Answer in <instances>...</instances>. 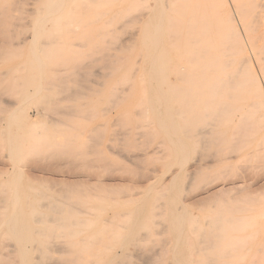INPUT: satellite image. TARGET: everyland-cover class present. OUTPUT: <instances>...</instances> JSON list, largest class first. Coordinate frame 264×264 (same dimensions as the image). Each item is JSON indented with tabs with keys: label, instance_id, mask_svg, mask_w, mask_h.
Here are the masks:
<instances>
[{
	"label": "rangeland",
	"instance_id": "rangeland-1",
	"mask_svg": "<svg viewBox=\"0 0 264 264\" xmlns=\"http://www.w3.org/2000/svg\"><path fill=\"white\" fill-rule=\"evenodd\" d=\"M35 1L33 6L32 0H0V247H4L5 243L7 246L20 243L28 257H33L29 259L31 262L38 255L31 249L40 247L49 251L48 254L56 261L57 252L60 251L58 246L61 248L64 244L66 247L69 239L62 232L60 234L61 230H56L55 234L48 232L45 238L44 235H34L29 215L36 209L53 215V211L59 208L64 207L61 211L67 212L76 206L73 212L81 209L87 212L88 209V213L94 215L91 217L93 224H89L84 234L79 235L81 239L95 234L102 227L101 220L108 219L111 223L113 220V223L119 221L116 225H108L110 231L106 234L109 248L106 253L110 256L118 254L114 262L264 263V103L256 94L255 98L251 97L255 93V82L251 81H256V85L261 83L264 88V78L230 0H227L226 8H221L215 0H205V6L201 3L204 10L201 5L198 10L195 7L193 11L191 8L185 9L193 15L197 11L202 12L199 11L201 9L206 15L200 22L201 29L197 27V36L200 43L205 44L206 52L218 53L220 50L219 37H225L216 33L227 19L236 22L245 49L241 51L243 54L240 52L223 58L227 63L231 60L228 63L231 65L225 63L223 70L212 69L215 75H208L213 73L211 70L205 72L204 78H208L207 82L211 79V84L222 78L240 85L232 91L229 88L232 83L227 82L220 91L216 90L217 103L206 111L208 117L204 114L194 126H191L188 114L178 113L180 108L172 99L165 106L161 94L167 93L165 97L170 95V99L171 82L177 78L172 67L178 52L172 45L173 34L169 28H172L171 16L176 14L174 7L178 9L179 3L174 7L172 4L170 9L172 0H59L65 4L71 2L64 4L65 7L60 5V10L58 8L56 12L52 10V5L58 0ZM209 1L213 2L212 6ZM62 7L68 8L64 10ZM150 13L152 17L146 19ZM160 19H165L163 25L166 33H163L161 45L155 51L150 45L152 38L149 39L154 29L151 25H156ZM201 33L207 36H201ZM229 39L223 46L232 47L234 53L236 44L231 37ZM142 56H145V60ZM153 58L159 66V80L162 81L157 84L159 88L155 82L151 85L148 81ZM244 59L249 60L248 63ZM253 76L254 79L251 78ZM245 81H250L251 85ZM242 85H246L244 89L250 88V91L243 90ZM143 88L149 89L145 92ZM146 93L148 97L151 95L150 101ZM155 94H161L162 99ZM229 96L232 99L229 100ZM219 101L223 103H219L223 110L219 108ZM168 106L178 115L169 112ZM156 108H159L158 112ZM156 120L161 121L157 122L161 127L157 128ZM170 124L177 125L175 133L171 134V130H168ZM160 128H167V131ZM205 129L210 133H206ZM15 196H20L15 210L20 215L17 222L8 220L14 211ZM7 197H10L9 200ZM56 199H59V203ZM66 199L71 202L76 200V203L70 207L72 203ZM64 200V203L71 205L62 204ZM54 202L58 209L57 206L53 208ZM140 208L144 213L139 212ZM132 211L134 216L139 213L143 217H134ZM160 212H164L165 216ZM166 213L170 214V219ZM216 213L222 215V228L216 236L205 241L203 236L209 232L205 226L207 218ZM115 214L120 216V220L113 217ZM231 214L232 218L228 220ZM225 221L232 222V227L235 225L240 229L237 232L225 231ZM13 222L23 228L24 242L17 241L11 235L16 225ZM133 222L139 226L132 227ZM3 223L9 224L5 226ZM46 226L42 228L46 230ZM123 226L125 230H122ZM118 234L120 239L116 237ZM48 242L49 246L52 244L50 249L46 248ZM191 244L195 246L194 251L190 250ZM201 247L209 249L197 253ZM32 252L35 255L32 256ZM239 253L244 256L241 257ZM50 261L52 263V257Z\"/></svg>",
	"mask_w": 264,
	"mask_h": 264
},
{
	"label": "bare ground",
	"instance_id": "bare-ground-1",
	"mask_svg": "<svg viewBox=\"0 0 264 264\" xmlns=\"http://www.w3.org/2000/svg\"><path fill=\"white\" fill-rule=\"evenodd\" d=\"M65 1V0H64ZM67 1V0H66ZM85 2H86V0H84ZM146 1V0H145ZM154 1H156V0H154ZM173 2L171 3V7L169 6V8L171 9L172 8V4H173V7L174 6H178L177 5V3H179V7H178V9H176L177 7H174L175 9H174V11L173 12H175L176 14H174L173 16H171V19H170V22H171V26H172V28H169L170 29V31H171V33L173 34V39H172V36H171V41H172V45L173 46H175L176 48H177V52H178V54H177V58L175 59V56H174V59H175V61H174V64H173V67L172 68H174V71L177 73V78L176 79H172L171 81V87H170V89H171V94H172V97L170 98V99H168L169 98V96H168V98H167V96L165 97V95L167 94V93H165V94H163L162 92H161V94L164 96L163 97V100H164V102L166 103V105L165 106H167V104L169 103V100H171L172 99V101H174L175 103H176V105H178L179 106V108H180V110L178 111V113H181V114H183V115H185V114H188V117L190 118L189 120L191 121V126L193 125H195L196 123V121L198 122V120L200 119V117H202L204 114H206L205 116H207V113H206V111H208L211 107V105H215L216 103H217V101H216V99H215V93H216V90H218V91H220V89H222V87L223 86H225V85H227V82H228V80L226 81V80H223L222 78L221 79H216L214 82H212V84L210 83L211 82V79H210V82H207L208 81V78L205 80V75H206V71H208V70H211L212 71V69H224L225 68V66L223 67V65L225 64V63H227V62H224V59L223 58H225L226 56L227 57H229L230 55H234L235 56V53L236 54H238V53H240L244 48V40H243V38H242V35L240 34V32H239V30H238V28H237V25H236V22L235 21H233V20H228L227 19V22L225 23V25L222 27V28H219L217 31V33L216 34H219V35H223L224 37H225V39H222V37H219L220 38V40H221V45L219 46L220 47V50H218V53L216 52V53H208V52H206L205 51V44L203 43V42H201L200 43V40H199V37L197 36V27L199 26V28L202 26V24H200V22L203 20V18H204V15H205V13L203 12V6L201 5V3H203V2H205V0H185V1H182L181 2V0H172ZM212 1V0H211ZM211 1H209V3L211 4V6L213 5V2H214V0H213V2L211 3ZM216 2H217V5L219 4V6L221 7V8H226L227 6H228V2H227V0H215ZM33 2V3H32ZM32 2H31V4L34 6L35 5V0L33 1L32 0ZM38 2H39V0H38ZM49 2V1H48ZM69 3L71 2V1H68ZM68 2H66V4L68 3ZM84 2V3H85ZM91 2V1H90ZM89 2V3H90ZM113 2V1H112ZM115 2H116V0H115ZM157 2V1H156ZM155 2V3H156ZM215 2V3H216ZM14 3H15V1H14ZM68 3V4H69ZM114 3V2H113ZM141 3H143V2H141ZM206 3V2H205ZM205 3H203V5L205 6ZM214 3V4H215ZM231 5H233L234 6V9H235V14H237V16H238V18H239V21L238 22H240V25H241V27H242V30L244 31V33H245V35H246V37H247V40H248V44L251 46V48H252V53H253V56H254V58H255V61L257 62L256 64L258 65V68H259V71H260V74H261V76L264 78V44H263V41H264V0H230V2H229ZM6 4V3H5ZM48 4V3H47ZM65 3H63V1H57V2H55L53 5H52V10H54V11H56V12H58L57 10H58V8L60 7V5H62V6H64L65 7V5H64ZM88 4V3H87ZM176 4V5H175ZM88 5H90V4H88ZM200 5H201V7H202V9L203 10H199V11H202V12H196L197 14L196 15H193V13H191V11H193V7H195L196 8V10H198V8L200 7ZM8 6V5H7ZM31 6V5H30ZM67 6H69V5H67ZM232 6V7H233ZM64 7H62L64 10H66ZM214 7V6H213ZM212 7V8H213ZM49 8V7H48ZM61 8V9H62ZM189 8H191L190 10L191 11H188L189 10ZM194 8V9H195ZM205 8V7H204ZM216 8V7H215ZM185 9H188V10H185ZM208 9V8H207ZM231 9V8H230ZM51 10V11H52ZM59 10H60V8H59ZM152 10V9H151ZM173 10V9H172ZM32 11V10H31ZM186 11V12H185ZM195 11V10H194ZM206 11V10H205ZM35 12V11H34ZM60 12V11H59ZM228 12H229V10H228ZM234 12V11H233ZM47 13H49V12H47ZM61 13V12H60ZM37 14V13H36ZM53 13H51V15H52ZM59 14V13H58ZM206 14H207V12H206ZM214 14V13H213ZM229 14V13H228ZM33 15V14H32ZM31 15V16H32ZM35 15V14H34ZM46 15L47 14H45V18H46ZM152 15H153V13H152ZM231 15V14H230ZM48 16L50 17V15L48 14ZM98 16V15H97ZM96 16V17H97ZM100 16V15H99ZM149 17L148 18H146V19H149V18H151L152 16H151V13L148 15ZM164 16V15H163ZM206 16V15H205ZM40 17V16H39ZM38 17V18H39ZM52 17V16H51ZM54 17V16H53ZM145 17V16H144ZM37 18V19H38ZM153 18H154V15H153ZM229 18V17H228ZM233 17H231V19H232ZM36 19V20H37ZM217 19V18H216ZM151 21H152V19H150ZM224 20V19H223ZM222 20V21H223ZM38 21V20H37ZM144 22H146V21H144ZM165 19L164 20H161L160 19V21L156 24V25H151L152 26V29H153V27H154V29H153V31H152V36L149 38V39H151V41H150V45H152L155 49V51H157L158 49H159V47H160V45H161V40H163V39H161L162 38V35H163V33L165 32V30H166V28H164V25H165ZM147 23H148V21H147ZM145 24V23H144ZM150 24H153L152 22L150 23ZM149 24V25H150ZM164 24V25H163ZM204 24V23H203ZM216 24H217V22H216ZM220 24H221V22H220ZM148 25V24H147ZM201 25V26H200ZM204 26V25H203ZM144 27V26H143ZM145 28H147V26L145 27ZM171 29H173V30H171ZM201 29V28H200ZM203 29V28H202ZM216 29V28H215ZM143 31H144V29H142ZM141 32V33H144V32H146V31H144V32ZM148 31V30H147ZM149 32H150V30H149ZM206 32V31H205ZM166 33V32H165ZM199 33V32H198ZM215 33V32H214ZM204 35H206L205 33L204 34H202L201 33V36H204ZM143 36V35H142ZM147 36H149V35H147ZM207 36V35H206ZM145 37V36H144ZM232 38V42H233V40H234V42H235V44H236V48H235V50H234V53H232V50H233V48L232 47H227L226 45H224L223 46V44L224 43H226L227 42V40L229 39V38ZM145 39V41H146V39H147V37L146 38H144ZM204 40V39H203ZM228 41H230V39L228 40ZM233 42V43H234ZM149 43V42H148ZM209 44V43H208ZM212 44V43H211ZM210 44V45H211ZM146 45H147V41H146ZM231 45L233 46V44L231 43ZM230 45V46H231ZM143 47V46H142ZM146 47V46H145ZM46 49H47V46L45 47ZM201 48V49H200ZM225 48V49H224ZM105 49V48H104ZM249 49V48H248ZM257 49V52L255 53L254 52V50H256ZM143 50V49H142ZM224 50H226V51H224ZM245 50V49H244ZM243 50V51H244ZM44 51H45V49H44ZM144 51V50H143ZM220 51V52H219ZM222 51H224V53H227V51L228 52H230V53H228V54H226L225 56H222L224 53L222 52ZM242 51V52H243ZM241 52V53H242ZM145 52H143V54H144ZM154 53V52H153ZM156 54V53H155ZM154 54V55H155ZM243 54V53H242ZM147 55V54H146ZM145 55V56H146ZM153 55V56H154ZM244 55H245V53H244ZM144 56V57H145ZM157 56V55H156ZM237 56V55H236ZM239 56V55H238ZM246 56V55H245ZM36 57V56H35ZM143 57V56H142ZM144 57H143V60H145L144 59ZM148 57V56H147ZM150 57V56H149ZM155 57V56H154ZM231 57V56H230ZM41 58V57H40ZM244 58H246V57H244ZM36 59V58H35ZM35 59H33V60H35ZM119 59V58H118ZM146 59H148V58H146ZM230 59V58H229ZM38 60V59H37ZM37 60H36V62H37ZM40 60V59H39ZM126 60V59H125ZM142 60V61H143ZM152 60V59H151ZM156 60V59H155ZM155 60H154V58H153V61H152V63H151V71H148V74L150 75H148V77H149V80L148 81H150L151 83V85H153L152 83L153 82H155L156 83V86H157V88H159L158 86L159 85H157V84H159V82H160V80H159V74H158V71H159V66H158V64L155 62ZM159 60V59H158ZM234 60H235V58H234ZM237 60V59H236ZM242 60V59H241ZM245 60V59H244ZM243 60V61H244ZM67 61V60H66ZM231 61V60H230ZM229 61V62H230ZM247 63H248V61L247 60H245ZM117 62H120V61H117ZM145 62V61H144ZM228 62V63H229ZM242 62V61H241ZM142 63V62H141ZM227 63V64H228ZM234 63V62H233ZM243 63V62H242ZM245 63V62H244ZM243 63V64H244ZM138 64V63H137ZM146 64V63H145ZM227 64H226V66H227ZM242 64V65H243ZM144 65V64H143ZM229 65H231V64H228V66ZM239 65H240V63H239ZM241 66V65H240ZM243 67V66H242ZM134 68H136V67H134ZM245 68V67H244ZM117 69V68H116ZM149 69V70H150ZM108 70V69H107ZM146 70V69H145ZM226 70H228V69H226ZM215 71V70H214ZM150 72V73H149ZM213 72V71H212ZM224 72V71H223ZM226 72V71H225ZM145 74V73H144ZM146 74H147V72H146ZM216 74H218V73H216ZM121 75V74H120ZM209 76H211V75H215V73L213 72V73H209L208 74ZM207 75V76H208ZM219 75H221V74H219ZM224 75H226V74H224ZM249 75V74H248ZM162 76V75H161ZM176 76V75H175ZM134 77V76H133ZM143 77H145L144 75H143ZM147 77V76H146ZM225 77V76H224ZM129 78H131L130 76H129ZM218 78V77H217ZM219 78H220V76H219ZM251 78H255L254 76L253 77H251ZM122 79V78H121ZM227 79H229V78H227ZM231 79V78H230ZM229 79V80H230ZM236 79V78H235ZM118 80V79H117ZM141 80V79H140ZM143 80V79H142ZM141 80V82H144V81H142ZM249 80H250V78H249ZM118 82V81H117ZM121 82V81H120ZM138 82V81H137ZM230 82L232 83V85H231V87L229 86V88H232V91L233 90H235V88L238 86V85H240V84H236V83H234L233 82V80H230ZM230 82H228V83H230ZM246 82V81H245ZM245 82H244V84H245ZM248 82V81H247ZM246 82V83H247ZM252 83H254V86H253V88H255V93L252 91V93H254L253 94V96H251V97H254L255 98V94L257 95V96H259L260 98H262L263 100H261V102H263L264 103V88L262 87V84L260 85V84H258V85H256V81H251ZM160 83H162V81L160 82ZM137 84V83H136ZM142 84V83H141ZM248 84L249 85H251L250 84V81L248 82ZM248 84H246V85H248ZM149 85V84H148ZM148 85H146V86H148ZM151 85H150V89H152L151 88ZM245 85V86H246ZM248 85V86H249ZM253 85V84H252ZM137 86H138V84H137ZM141 86V85H140ZM143 86V85H142ZM155 86V85H154ZM244 85H242V87H243ZM244 86V87H245ZM163 87V86H162ZM244 87H243V90H245V91H250V88L249 89H244ZM249 87H251V86H249ZM226 88V87H225ZM147 89H149V88H147ZM146 89V90H147ZM154 89V88H153ZM162 89H164V88H162ZM238 89V88H237ZM143 90H144V88H143ZM146 90H144L145 92H146ZM253 90V89H252ZM128 91V90H127ZM141 91V90H140ZM143 91V92H144ZM151 91V90H150ZM153 91V90H152ZM157 91V90H156ZM155 91V92H156ZM158 91H161L160 89L158 90ZM169 91V90H168ZM237 91V90H236ZM112 92V91H111ZM164 92V91H163ZM167 92V91H166ZM117 93V92H116ZM148 93H149V90H148ZM148 93H146L147 94V98H149L148 99V101H150V99H152L151 98V95H149L150 97H148ZM250 93V92H249ZM145 94V95H146ZM151 94V93H150ZM158 94V93H157ZM157 94H155V95H157ZM161 94H159L160 96H161V98L160 99H162V95ZM235 94V93H234ZM125 95V94H124ZM143 96H144V94H142ZM159 95H157L158 96V98H159ZM227 95H229V94H227ZM250 95H251V93H250ZM114 96V95H113ZM116 96H117V94H116ZM128 96V95H127ZM133 97V96H132ZM153 97V96H152ZM221 97V96H220ZM232 97V96H231ZM230 96H229V100H230V98H231ZM236 97V96H235ZM222 98V97H221ZM116 99V98H115ZM126 99V98H125ZM159 99V100H160ZM225 99H227V98H225ZM232 99V98H231ZM234 99V98H233ZM159 100H158V102H159ZM137 101V100H136ZM161 101V100H160ZM151 102H153V101H151ZM163 102V101H162ZM229 102V101H228ZM119 103V102H118ZM141 103H143V101L141 102ZM155 103L157 104V101H155ZM172 103V102H171ZM223 104V103H221L220 101L218 102V104ZM145 104H147V102L145 103ZM158 104H160V103H158ZM173 104V103H172ZM219 104V105H220ZM148 105H150V104H148ZM153 105V104H152ZM151 105V108L154 106H152ZM221 105L219 106V108L221 107ZM225 105V104H224ZM227 105V104H226ZM143 106V105H142ZM147 106V105H146ZM155 106H157V105H155ZM162 106V105H161ZM145 108V107H144ZM159 108H160V106H159ZM159 108H156V109H158L157 110V112L159 111ZM167 108H169V106L167 107ZM172 108V107H171ZM171 108H169V112H171L172 113V111L175 113L176 111H174V110H172L171 111ZM222 108V107H221ZM220 108V110H223V109H221ZM224 108H225V106H224ZM134 109H135V107H134ZM141 109V108H140ZM143 109V108H142ZM156 109H154V110H156ZM162 109V108H161ZM173 109V108H172ZM218 109V108H217ZM151 111L153 110V109H150ZM164 111H166V109H163ZM175 110H178V109H176L175 108ZM213 110V109H212ZM220 110H219V112H220ZM140 111V110H139ZM147 111V110H146ZM218 111V110H217ZM136 112H138L137 111V109H136ZM136 112H134L133 114H135ZM142 112H145V111H143L142 110ZM156 112V113H157ZM167 112V111H166ZM169 112H168V114H169ZM211 112V111H210ZM124 113V112H123ZM140 113V112H139ZM139 113H138V115H139ZM145 113H147L148 114V112H145ZM154 113V112H153ZM177 113V112H176ZM178 113H177V115H178ZM213 113H214V110H213ZM137 114V113H136ZM135 114V115H136ZM155 114V113H154ZM160 114V113H159ZM164 114V113H163ZM163 114H161V115H163ZM181 114H179V116L181 115ZM142 115H144V114H142ZM149 115V114H148ZM157 115H158V113H157ZM165 115V114H164ZM209 115V114H208ZM219 115V114H218ZM125 116H126V114H125ZM137 116V115H136ZM173 116V115H172ZM176 116V115H175ZM220 116V115H219ZM135 117V116H134ZM145 117H146V115H145ZM159 117V116H158ZM161 117V116H160ZM165 117H167V116H165ZM170 117H171V114H170ZM177 117V116H176ZM176 117H174L175 118V120H176ZM182 117H184V116H182ZM208 117V116H207ZM173 118V117H172ZM171 118V119H172ZM181 118V117H180ZM160 119H163V118H160ZM183 119V118H182ZM129 120V119H128ZM136 120H137V118H136ZM180 120V119H179ZM189 120H187L188 122H189ZM201 120H202V118H201ZM200 120V121H201ZM220 120V119H219ZM158 121H160V120H156V123L158 122ZM165 121V120H164ZM168 121V120H167ZM203 121H204V119H203ZM136 122V121H135ZM147 121H145V123H146ZM161 122V121H160ZM163 122V121H162ZM173 122H175V121H173ZM181 122H182V120H181ZM214 122V121H213ZM132 123V122H131ZM134 123V122H133ZM164 123V122H163ZM195 123V124H194ZM230 123V122H229ZM135 124V123H134ZM147 124V123H146ZM166 124L168 125V123L166 122ZM177 124V123H176ZM176 124H170L171 125V127L169 126V128L170 129H168L169 131L171 130V134L172 133H175V131L178 129H176V127H177V125ZM183 124V123H182ZM200 124V123H199ZM156 125H158V123L156 124ZM176 125V126H175ZM189 125H190V122H189ZM181 126H183V125H181ZM159 127H161L160 125H158V127L157 128H159ZM166 127V126H165ZM195 127H197V126H195ZM162 128H164V127H162ZM162 128H160V129H162ZM187 129V128H186ZM199 129V128H198ZM146 130V129H145ZM163 130V129H162ZM167 131V128H165L163 131ZM192 130H194L193 128H192ZM203 130V129H202ZM201 130V131H202ZM162 131V132H163ZM165 131V132H166ZM184 131H185V129H184ZM183 131V132H184ZM199 132H200V130H198ZM204 131H206V133H208L207 132V130L205 129ZM204 131H202V132H200V133H205ZM164 132V134H166ZM182 132V131H181ZM182 132V133H183ZM188 133H189V131H187ZM168 133V132H167ZM170 133V132H169ZM168 133V134H169ZM186 133V132H185ZM191 133V132H190ZM189 133V134H190ZM192 133H193V131H192ZM210 133V132H209ZM177 134H178V132H177ZM174 135V134H173ZM171 136V135H169V136H171V137H174V136ZM168 136V135H167ZM178 138V137H177ZM185 151V150H184ZM183 151V152H184ZM17 184V183H16ZM172 184V183H171ZM153 186V185H152ZM172 187H173V184H172ZM171 188V187H170ZM175 188V187H174ZM15 189V188H14ZM17 189V188H16ZM20 190H18V192H19ZM176 191V190H175ZM16 192V191H15ZM174 192V191H173ZM20 193V192H19ZM19 193H17V194H19ZM177 193V192H176ZM109 196V195H108ZM148 196V195H147ZM13 197V196H12ZM29 197V196H28ZM8 198H10V197H7V199ZM15 198L16 199H14L15 201H13L14 202V211L13 212H11L12 214H10L9 215V221H12V220H15V222H17L18 220H19V218H20V215H19V213H17L15 210H16V207H18V204H19V200H18V198H20V196H18V198H17V196H15ZM94 198V197H93ZM100 199V198H99ZM9 200V199H8ZM8 200H6V201H8ZM54 200V199H53ZM67 200V199H66ZM4 201V200H3ZM11 201H12V198H11ZM11 201H10V203H11ZM43 201V200H42ZM56 201H57V199H56ZM58 201H59V199H58ZM57 201V202H58ZM67 201H70V199L69 200H67ZM74 201H76V200H74ZM71 202L70 201V203H72V205L69 203H64L65 202V200L63 201V203L62 204H67L68 206L69 205H71L70 207H72V206H74L73 205V203H76V202ZM78 201V200H77ZM82 201V200H81ZM80 202V201H79ZM129 202V201H128ZM131 202H133V197H132V200H131ZM140 202H141V200H140ZM182 202V201H181ZM3 203V202H2ZM6 203V202H5ZM8 203V202H7ZM40 203V202H39ZM49 203H51L50 201H49ZM59 203V202H58ZM60 203H61V201H60ZM84 204V201L83 202H81V204ZM86 203V202H85ZM126 203V202H125ZM143 203H145V202H143ZM38 204V203H37ZM47 204V203H46ZM82 204V205H83ZM118 204V203H117ZM185 204V203H184ZM3 205V204H2ZM6 205V204H5ZM5 205L3 206V207H5ZM13 205V204H12ZM26 205H27V203H26ZM39 205V204H38ZM44 205V204H43ZM66 205V206H67ZM76 205H78V204H76ZM106 205H109V204H107L106 203ZM137 205V204H136ZM135 205V206H136ZM142 205V204H141ZM146 205V204H145ZM48 206H49V204H48ZM48 206H47V208H48ZM57 206V204H55V202H54V205H53V208L55 209V207ZM137 206H139V205H137ZM144 206V205H143ZM161 206H163V205H161ZM2 207V208H3ZM29 207H31V205L29 206ZM39 207V206H38ZM45 207V206H44ZM52 207V206H51ZM60 207V206H59ZM107 207H109V206H107ZM115 207V206H114ZM129 207V206H128ZM64 207H62V209L61 210H64L63 209ZM73 209L75 208L76 209V206L75 207H72ZM87 208V207H86ZM120 208V207H119ZM159 209H160V207H158ZM157 208V209H158ZM214 208V207H213ZM7 209V208H6ZM33 209V208H32ZM31 209V210H32ZM41 209H42V207H41ZM56 209H58V206H57V208ZM73 209H71V211H61L60 210V208L58 209V210H55V212L53 211V209H52V211H53V215L51 214H49V215H46L45 213H41L38 209H36L35 211H34V213H32L31 215H29V220L32 222V224H33V229H31V232L34 234V235H36V236H41V235H44V238H45V236H46V234L48 233V232H55L56 230H61L60 231V234H61V232H62V234H63V236H64V234L66 235V238L67 239H69L68 240V244H67V246L65 247L64 246V242H60V243H62L63 244V246L65 247V248H60V246H58V248L60 249V251L59 252H57V254H59L58 256H59V258H57L58 256H56L55 258H56V261H55V259H54V261H53V256H50L49 254H48V252L46 251V250H43L42 248H40V247H36L35 249H31V250H33V252L35 251L38 255H37V257H35L34 259H33V261L31 262V260H29V259H32L33 257H28V253L26 252V250H25V248H24V246H20L19 244V246L18 245H16L15 244V246H13V245H9V246H7L6 245V243L4 244L3 242V246L4 247H0V264H124L123 262H114L113 260H116L115 258H118L117 256H118V254H115L116 256H110V255H108L107 253H106V249H109L108 248V246H107V243H108V241L106 240V234L107 233H109V231L110 230H108L107 229V226L108 225H116L119 221H117V222H115V223H113V221H112V223L107 219V221H103L102 222V220H101V223H103L102 224V227L97 231V232H95V234H92L91 236L89 235L88 237H86V238H83V239H81V238H79V235H82V234H84V229H86V228H89V224H93V223H91L92 222V220H91V217H93L94 215H92L91 213H88L89 211H88V209L86 210L87 212H82L81 210V212L78 210V212H73ZM116 209V208H115ZM123 209V208H122ZM128 209V208H127ZM132 209V208H131ZM142 209H143V207H142ZM170 209V208H169ZM183 209H185V208H183ZM0 210H1V208H0ZM11 210V209H10ZM43 210V209H42ZM46 210V209H45ZM48 210V209H47ZM60 210V211H59ZM90 210V209H89ZM117 210H118V208H117ZM117 210H113L114 211V213H115V211L117 212ZM124 211L126 210V209H123ZM2 211V210H1ZM51 211V210H50ZM74 211H76V210H74ZM93 210H90V212H92ZM95 211V210H94ZM112 211V210H111ZM119 211V210H118ZM138 211H139V209H138ZM147 211V210H146ZM145 211V207H144V212H146ZM161 211H163V209L161 210ZM22 212V211H21ZM110 212V211H109ZM140 213L142 212V213H144L143 211H141V208H140V211H139ZM149 212H151V211H149ZM148 212V213H149ZM169 212H171V211H169ZM94 213V212H93ZM110 213H112V212H110ZM132 213H133V216H134V212L132 211ZM135 213H136V210H135ZM184 214H185V212H183ZM1 214V213H0ZM131 213H129V215H130ZM150 214V213H149ZM160 214H162V216H165V215H163L164 214V212L162 213V212H160ZM167 214V213H166ZM174 214V213H173ZM179 214V213H178ZM99 215H100V212H99ZM106 215H108V214H106ZM124 215V214H123ZM125 215H126V213H125ZM137 215H139V213L137 214ZM137 215H135V216H137ZM143 215H146V213L145 214H143ZM168 215V214H167ZM170 215V214H169ZM169 215H168V218H169ZM3 216V215H2ZM111 216V215H110ZM127 216H128V214H127ZM133 216H131V217H133ZM134 216V217H135ZM140 217H143V216H141V215H139ZM160 216V215H159ZM179 216H180V214H179ZM183 216V215H182ZM230 217H228V220L229 219H231L232 218V214L231 215H229ZM113 217L116 219L117 218V220H120L119 218H120V216L118 215V214H115V215H113ZM125 217V216H124ZM129 217V216H128ZM174 217H175V215H174ZM177 217V216H176ZM109 218V217H108ZM114 218H112V219H114ZM122 218V220H123V217H121ZM138 217H136V219H137ZM179 218V217H178ZM177 218V219H178ZM222 215L220 214V213H216V214H214V215H212L210 218H207V222H206V224H205V226L207 227V229H209V232H207L203 237H204V240L205 241H208V240H210V238H211V236H216L217 234V232L222 228V226H221V222H222ZM126 220H128V218H125ZM125 219H124V221H125ZM134 219V218H133ZM170 219V218H169ZM174 219V218H173ZM179 219H183V218H179ZM7 220V219H6ZM111 220V219H110ZM137 220H139V219H137ZM22 221V220H21ZM132 221H134V220H131V222ZM136 221V220H135ZM143 221V220H142ZM179 221V220H178ZM177 221V222H178ZM183 221V220H182ZM4 223L6 222V221H3ZM127 222V221H126ZM125 222V226H126V223ZM129 222V221H128ZM140 222H141V220H140ZM176 222V221H175ZM176 222V223H177ZM181 222V221H180ZM226 222V225H225V231H238L240 228H238L237 226H235V225H233V227H232V222H229V221H225ZM3 223V224H4ZM28 223V222H27ZM123 223V222H122ZM171 223V222H170ZM7 224H9V223H7ZM7 224L5 225V226H7ZM16 223H14L13 222V225H15ZM18 224V223H17ZM15 225L14 226V228L15 229H13L12 230V234H11V232H9L12 236H14V238L15 239H17V241L18 240H22L24 237L22 236L24 233V230H23V228H20L18 225ZM134 224V225H133ZM133 224H132V227L133 226H136V225H138V224H136L135 225V222H133ZM179 224V223H178ZM43 225H48V226H46L47 228H46V230L44 229V228H42V226ZM120 225V224H119ZM129 225H131L130 223H129ZM174 225V224H173ZM179 225H181V224H179ZM122 226V225H121ZM139 226V225H138ZM137 226V227H138ZM177 226V225H176ZM175 226V227H176ZM111 227V226H110ZM119 227V226H118ZM173 227V226H172ZM178 227V226H177ZM183 227H184V225H183ZM1 228V227H0ZM3 228V227H2ZM81 228V229H80ZM111 228H113V229H115L116 227L114 226V227H111ZM126 228V227H125ZM131 228V227H130ZM179 228H180V226H179ZM179 228H176V229H178V231H179ZM47 229H51L50 231H47ZM110 229V228H109ZM112 229V230H113ZM118 230H119V228H117ZM122 229V228H121ZM173 229V228H172ZM182 229V228H181ZM180 229V230H181ZM11 230V229H10ZM30 230V229H29ZM111 230V231H112ZM122 230H125L124 229V226H123V229ZM127 230H128V228H127ZM174 230V229H173ZM7 231H9L8 230V228H7ZM132 231V230H131ZM177 231V230H176ZM183 231V230H182ZM242 231V230H241ZM92 232V231H91ZM133 232V231H132ZM8 233V232H7ZM127 233H129V231L127 232ZM205 233V232H204ZM9 234V235H10ZM55 234V233H54ZM59 234V233H58ZM59 234V235H60ZM115 234H116V232H115ZM114 234V235H115ZM131 235H132V233H130ZM26 235H27V233H26ZM123 235V234H122ZM178 235H180V234H178ZM177 235V236H178ZM182 235V234H181ZM180 235V236H181ZM4 236H5V234H4ZM20 236H22L21 237V239H20ZM55 236V235H54ZM53 236V237H54ZM58 236V235H57ZM56 236V237H57ZM62 235H61V237H63ZM112 236H113V234H112ZM172 236H173V234H172ZM179 236V237H180ZM9 237V236H8ZM43 237V236H42ZM50 237V236H49ZM107 237H109V236H107ZM111 237V236H110ZM116 237H118L119 238V234L116 236ZM123 237V236H122ZM2 238H3V236H2ZM12 238V237H11ZM28 239H29V237H27ZM50 238H52V237H50ZM58 238L60 239V237L58 236ZM65 238V237H64ZM114 238L115 237H113V240H114ZM125 238H127V237H125ZM9 239V238H8ZM28 239H27V241H28ZM58 239V240H59ZM62 239V238H61ZM120 239V238H119ZM130 239V238H129ZM238 239H240V238H238ZM2 240V239H1ZM4 240H6V238H4ZM65 240V239H64ZM113 240H111V243H112V241ZM122 240V239H121ZM121 240H119V242L121 243L122 241ZM243 241H244V238L242 239ZM11 241V240H10ZM14 241V240H13ZM23 241V240H22ZM50 241H51V239H50ZM59 241H62V240H59ZM66 242H67V240H65ZM114 241H116V239L114 240ZM129 241V240H128ZM24 242V241H23ZM46 242V241H45ZM58 242V241H57ZM117 242H118V240H117ZM123 242H124V240H123ZM127 242V241H126ZM130 242V241H129ZM13 243H16V242H13ZM29 243V242H28ZM49 243L50 242H48V245H46V248L48 249V247H49V249L51 248L50 246L52 245H50L49 246ZM59 243V242H58ZM59 243V244H60ZM114 243V245H116L115 244V242H113ZM112 243V244H113ZM128 243V242H127ZM164 243V242H163ZM176 243V242H175ZM174 243V244H175ZM179 242H177L176 244H178ZM22 244V243H21ZM25 244V243H24ZM55 245H56V243H54ZM123 244H125V243H122V245ZM129 244V243H128ZM131 244V243H130ZM122 245H120L121 247H122ZM29 246V245H28ZM110 246H112L111 244H110ZM55 246L53 245V248H54ZM113 247V246H112ZM120 247V248H121ZM123 247H125V246H123ZM194 245L193 244H191V248L192 249H190L191 251H194ZM238 247V246H237ZM240 247V246H239ZM32 248H34V247H32ZM57 248V250H59ZM128 248V247H127ZM235 248V247H234ZM55 249V248H54ZM175 249V248H174ZM209 248L208 247H201V248H199L198 250H197V253L199 252V253H201V252H205V251H207ZM238 249V248H237ZM241 249V248H240ZM243 249V248H242ZM114 250V249H113ZM120 250V249H119ZM129 250V249H128ZM248 250V249H247ZM51 251V253H52V249L50 250ZM115 251V250H114ZM169 251V250H168ZM32 252V253H33ZM108 252V251H107ZM123 252V251H122ZM242 252V251H241ZM55 253H56V251H55ZM115 253H116V251H115ZM30 254V253H29ZM170 254V253H169ZM193 254V253H192ZM264 254V253H263ZM33 255H35V253H33L32 254V256ZM152 255H154V254H152ZM237 255V254H236ZM238 255H240L241 257H243L244 256V254L242 253V254H238ZM245 255H246V253H245ZM31 256V255H30ZM120 256V255H119ZM247 256V255H246ZM264 256V255H263ZM52 257V263H51V261L49 262V258H51ZM240 257V258H241ZM238 258V257H237ZM263 258V257H262ZM48 259V260H47ZM58 259V260H57ZM111 260V261H105V260ZM244 259V258H243ZM172 260H173V258H172ZM177 261V260H176ZM255 261V260H254ZM187 263V262H186ZM262 263V262H261ZM178 264V263H177ZM247 264V263H246ZM250 264H253V263H250ZM254 264H258L257 262L255 263L254 262ZM262 264H264V263H262Z\"/></svg>",
	"mask_w": 264,
	"mask_h": 264
}]
</instances>
